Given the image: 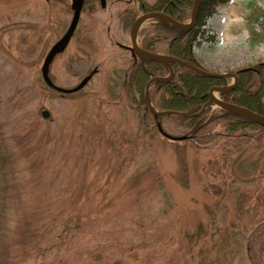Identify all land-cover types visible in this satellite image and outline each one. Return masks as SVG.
<instances>
[{
	"label": "rangeland",
	"instance_id": "obj_1",
	"mask_svg": "<svg viewBox=\"0 0 264 264\" xmlns=\"http://www.w3.org/2000/svg\"><path fill=\"white\" fill-rule=\"evenodd\" d=\"M106 2L84 3L48 67L63 88L96 69L63 94L40 67L68 27L70 0H0V264H264V131L219 133L194 147L142 126L117 45L129 44L121 16L142 12L135 0ZM253 8L264 10V0L216 5L193 47L205 71L250 69L251 90L264 63V41H249L248 26L260 29Z\"/></svg>",
	"mask_w": 264,
	"mask_h": 264
},
{
	"label": "trees",
	"instance_id": "obj_2",
	"mask_svg": "<svg viewBox=\"0 0 264 264\" xmlns=\"http://www.w3.org/2000/svg\"><path fill=\"white\" fill-rule=\"evenodd\" d=\"M135 1L138 3L139 11L162 10L175 20L181 22L188 19V10L192 6V0H155L151 4L146 3L144 0ZM226 1L200 0L195 25L188 31L175 29L163 21H152L148 28L139 31L140 46L150 52H162L163 54L173 55L182 61L199 67L194 58L193 47L199 43L198 38L203 39L204 37V30L201 27L204 25L206 19L211 16L215 6ZM249 20L250 22H257L260 28L259 32H256L253 26H248L249 41L251 43L264 41V10L260 8L251 9ZM205 39L213 38L212 36H207ZM170 64L174 72L172 79L163 83L158 80L153 81L149 86L148 95L154 109L172 112L153 114L144 95V85L151 77L167 76L168 68L160 62L151 60L142 62L138 58L128 60V65L126 63L125 74L121 78V84L124 87L125 93L129 96L128 99L131 100L134 108L139 112V120L142 126L153 127L159 133L157 124H160L159 126L166 131L167 129L163 122L173 121L175 125L184 129L181 134L190 135L184 141L194 143V147L202 142L208 143L212 141L215 135L219 133L231 135L250 126H255L259 130L264 131L263 127L220 108L210 110L209 107H206L200 114L193 115L207 101V91L209 88L214 85L227 84L228 78L206 77L195 73L179 63L170 62ZM256 69L260 76L258 89L251 90V83L243 80L250 77L251 74V71L246 70L238 74L239 81L237 87L228 92L218 93L219 98L227 102L238 103V105L264 114V100H262L264 96V89L262 88L264 64L258 65ZM215 127H218L220 130L217 131ZM161 137L168 140L163 136ZM77 217L78 214H76V218L68 220L73 224L72 228L74 226L77 227L76 221L79 224L80 218ZM256 229L258 228L256 227Z\"/></svg>",
	"mask_w": 264,
	"mask_h": 264
},
{
	"label": "water",
	"instance_id": "obj_3",
	"mask_svg": "<svg viewBox=\"0 0 264 264\" xmlns=\"http://www.w3.org/2000/svg\"><path fill=\"white\" fill-rule=\"evenodd\" d=\"M48 1V0H46ZM102 1V5L104 4V0ZM199 2L200 0H193L192 3V9H191V14H190V18L188 20V22H180L175 20L174 18H172L171 16H169L168 14L159 11H149V12H145L139 16H137L134 21H132V24L130 26L129 29V38H130V44H129V49L131 51V53L133 55H136L138 58H140V61H145V60H151V61H156V62H162L163 64H165L168 69H169V76L167 77H154L150 80H148L145 84L144 87V95L146 96V98H148V86L150 84L151 81L153 80H160V81H169L171 79V77L173 76V71L172 68L170 67V62H177L180 65L194 71L195 73L202 75V76H206V77H232L233 81L231 84L229 85H223V86H212L208 92V101L206 102V104L203 106V108L201 110L204 109V107H206L207 105H209L210 103H214L216 106L226 110L227 112H230L232 114H235L237 116H241L245 119H247L248 121H251L261 127L264 128V114H260L256 111H253L249 108H246L244 106L235 104V103H230V102H225L220 100L218 97H216L213 92H226L229 90H232L236 87L237 85V79L238 76L235 73H213L210 71H205L202 68H198L196 66L191 65L185 61L180 60L177 57L174 56H170V55H164V54H157L154 52H150L147 50L142 49L137 42V38H136V34H137V30L139 28V26L146 20H159V21H164L168 24H170V26H172L175 29L178 30H182V31H187L188 29H192L194 23H195V17H196V13H197V9L199 6ZM83 0H70V9L72 10V16H71V20L68 24V27L66 28L65 32L62 34V36L57 39L48 49V51L46 52L43 62L41 64L40 67V75L41 78L43 80V82L50 87V89H53L57 92L60 93H73L76 92L78 90H80L82 87L85 86V84L89 81V79L92 77L93 73L96 72V69H93L89 75H85L74 87H70V88H63V87H59L57 85H55L51 79L49 78V66L51 61L53 60V58L55 57V55H57L58 53L62 52L64 50V48L66 47V45L68 44L73 31L75 30L76 24L78 22L79 16H80V11H81V6H82ZM213 91V92H212ZM148 100V104H150L149 102V98ZM151 110L153 112V114H164V113H170L171 111H157L154 108L151 107ZM200 112L195 113L193 115H198ZM48 112L46 110H42L41 111V116L43 117H47L48 116ZM158 126V125H157ZM159 131L161 132V134L163 136H166L168 139L171 140H183L186 138V136L188 137V135H182V136H176V135H171L166 133L165 131H163L161 129L160 126H158Z\"/></svg>",
	"mask_w": 264,
	"mask_h": 264
},
{
	"label": "flooded vegetation",
	"instance_id": "obj_4",
	"mask_svg": "<svg viewBox=\"0 0 264 264\" xmlns=\"http://www.w3.org/2000/svg\"><path fill=\"white\" fill-rule=\"evenodd\" d=\"M50 1V0H49ZM86 1H88V0H83V3H82V7H81V11H82V8H83V5H84V3L86 2ZM95 3H98V5H99V7L101 8V9H104L105 7H106V1H108V0H104V4L102 5V1L101 0H93ZM149 11H159V10H149ZM149 11H141L142 13L141 14H143V13H145V12H149ZM161 12H163L162 10H160ZM165 13V12H164ZM140 14V15H141ZM167 14V13H166ZM169 15V14H168ZM170 16V15H169ZM137 17V16H136ZM136 17H134L133 16V13H131V14H129L128 12L126 13L125 12V15H124V17L122 18V16H121V19L122 20H125L127 23H128V21L130 22V26H131V24H132V21H134V19L136 18ZM172 17V16H171ZM173 18V17H172ZM122 23H123V21H121ZM154 22V21H153ZM137 39L139 38V30L137 31ZM138 44H139V39H138ZM118 46H120L121 48H124L125 50H126V52H127V55H128V60H135V59H137L138 57L136 56V55H133L132 53H131V51H130V49H129V44L128 45H123V44H117ZM140 45V44H139ZM142 48V47H141ZM144 49V48H143ZM144 50H147V49H144ZM147 51H149V50H147ZM152 52V51H151ZM156 53V52H155ZM162 53V52H161ZM161 53H159V54H161ZM163 54V53H162ZM164 55H169V54H164ZM170 56H173V55H170ZM175 57V56H174ZM139 59V58H138ZM142 61V60H141ZM146 61V60H145ZM142 62H144V61H142ZM165 65V64H164ZM166 66V65H165ZM167 67V66H166ZM170 67L172 68V66H171V64H170ZM173 75H174V73H173ZM156 77H161V76H156ZM173 77V76H172ZM172 77H171V79H172ZM239 78V77H238ZM170 79V80H171ZM238 80V79H237ZM239 81V80H238ZM238 81H237V84H238ZM164 82V81H163ZM162 82V83H163ZM225 85V84H224ZM236 87H237V85H236ZM204 106V105H203ZM203 106H202V108H203ZM206 107H210V105H207ZM206 107H204V109L206 108Z\"/></svg>",
	"mask_w": 264,
	"mask_h": 264
}]
</instances>
